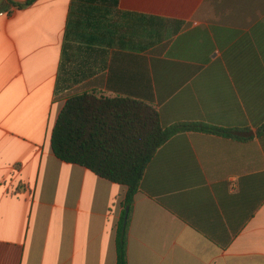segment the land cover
Wrapping results in <instances>:
<instances>
[{"label":"crops","instance_id":"crops-1","mask_svg":"<svg viewBox=\"0 0 264 264\" xmlns=\"http://www.w3.org/2000/svg\"><path fill=\"white\" fill-rule=\"evenodd\" d=\"M0 0V264H117L127 187L58 159L67 100L153 105L184 131L130 211L128 264H264V0Z\"/></svg>","mask_w":264,"mask_h":264},{"label":"trees","instance_id":"trees-1","mask_svg":"<svg viewBox=\"0 0 264 264\" xmlns=\"http://www.w3.org/2000/svg\"><path fill=\"white\" fill-rule=\"evenodd\" d=\"M36 1L12 2L17 8H24ZM184 131L214 133L239 140L250 138L247 129L200 123L164 126L153 105L126 97L109 98L96 92L73 95L63 107L51 136L55 156L127 187L125 208L117 232V264H128L130 211L148 165L168 140ZM257 133H264V124Z\"/></svg>","mask_w":264,"mask_h":264}]
</instances>
